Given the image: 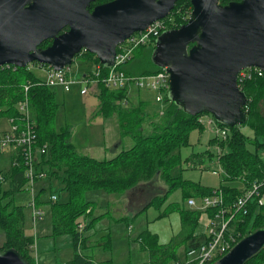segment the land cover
Wrapping results in <instances>:
<instances>
[{"label":"trees","instance_id":"16d2710c","mask_svg":"<svg viewBox=\"0 0 264 264\" xmlns=\"http://www.w3.org/2000/svg\"><path fill=\"white\" fill-rule=\"evenodd\" d=\"M104 1L107 0H97V3ZM221 3L227 2L221 0ZM191 9L190 0L175 2L171 10V14L176 16L175 27L188 20ZM50 43L51 39H47L40 44V47L44 48ZM137 48L148 55L149 65L138 67L139 59H135L132 54L131 58L121 67L125 73L152 74L161 69L151 58L155 40L151 44ZM84 53L94 63L99 62L94 54L88 51ZM129 62H132L128 66L130 68L126 66ZM29 65L41 66L37 62ZM29 65L0 67V116L19 115L15 105L23 97V86L29 82L27 96L34 121L36 145H46V151L38 156L36 169L44 171L50 183L55 184L56 192H60L64 197L60 199V194H56V200H50L52 234L69 233L71 235L74 246L72 262L87 263L90 261L87 256L76 252V243L81 236L76 228V219L86 214L87 209L93 207L91 201L84 199V194L89 189L100 188L108 194H121L150 183L154 175L159 173L168 188L161 195H155L148 204L159 207L170 190L177 188L181 190L186 199L190 196L203 197L211 194L213 189H219L223 192L224 202L228 203L238 197L251 181L263 177L264 142L260 138L264 139V73L261 76H253L239 85L247 97V102L242 108L246 115L244 124L227 126L216 120L209 112L190 115L171 100L163 114L158 115L159 120L150 119L152 132L149 134L142 132L147 101L138 98L136 105L123 108L117 100L127 96L126 90L109 89L98 83L96 95L99 105L96 114L106 118L116 114L121 133L130 135L134 143L111 158L96 159L79 153L75 149L69 141L70 131L67 126L59 130L54 128L53 123L59 107L55 98L54 86L39 83L41 78L32 75ZM106 70L107 67L102 65V71ZM204 114L210 115L216 125L229 129V136L225 141H218L214 137L210 139L211 143L220 144L222 149L219 162L224 173L217 187L203 186L184 179L177 174L176 170L180 167L179 163L182 160L179 154L180 148L189 145L191 132L193 130L204 131V125L200 121V117ZM244 126L250 128L253 132L252 136L241 129ZM208 151H204L202 155H207L211 159L215 153ZM194 156L197 155L194 154ZM188 159L191 158L184 160ZM24 167L22 157L19 153H15L10 167L7 170H0V176L3 177V180H0V230L4 237L0 250L14 248L29 264H36L32 256V243L35 240L32 235L25 233L24 206L14 204L12 198L15 192L25 189ZM236 181L241 183V187L234 184ZM5 182L8 184L7 188H3ZM43 190L44 187H40L35 197L38 205L43 204L38 199L39 193ZM169 205L168 211H179L180 231L164 244L158 243L155 234L143 230L138 235V240L141 247L148 250V260L144 264H170L172 261H177L180 257L176 254V250L181 244L185 243V249H187L197 245L203 238L202 233H194L200 210L180 208L177 203ZM164 212L162 214H165ZM261 226H264V206L258 207L255 201L249 202L247 213H238L231 224V228L239 232L238 240ZM103 264H110L109 260L103 261ZM245 264H264V247L250 257Z\"/></svg>","mask_w":264,"mask_h":264},{"label":"water","instance_id":"95a60500","mask_svg":"<svg viewBox=\"0 0 264 264\" xmlns=\"http://www.w3.org/2000/svg\"><path fill=\"white\" fill-rule=\"evenodd\" d=\"M0 0V67L37 62L58 70L84 48L111 66L116 46L166 17L177 0ZM188 20L162 32L152 61L169 73L170 98L186 113L209 112L227 126L246 121L237 73L264 71V0H191ZM64 28H66L64 30ZM51 39L42 48L40 44ZM264 247V226L242 236L213 264H245ZM0 264H29L14 248Z\"/></svg>","mask_w":264,"mask_h":264},{"label":"rangeland","instance_id":"374dc122","mask_svg":"<svg viewBox=\"0 0 264 264\" xmlns=\"http://www.w3.org/2000/svg\"><path fill=\"white\" fill-rule=\"evenodd\" d=\"M133 54L135 59H139L137 63L138 67L141 68L149 65L148 55L142 53L140 49H134ZM131 63L132 62H129L126 66L128 67ZM93 64V60L88 58V55L82 51L74 55L70 66L77 72L76 76H79L84 71L91 69ZM29 67L34 77H39L43 80L46 79V72L44 69L32 67L31 65H29ZM81 87H83L81 82L72 84L69 91H64L61 87L54 86L56 92L55 98L59 104L53 123L54 128L59 130L61 127L67 126L70 131L69 141L73 144L75 149H77L79 153L96 159L111 158L120 150L129 148L134 143L132 137L121 133L118 121L112 123V120H109L105 123L106 128L103 129L105 150L98 153L96 157L86 151L91 140L87 125L94 117L103 116L96 114L99 100L95 93V86H91L86 94L80 93ZM153 95L154 93L152 91L131 89L127 97L128 103L120 105L123 108L134 106L137 104L138 98L147 101L144 110L146 122L144 121L145 123L143 122L142 125L143 134L152 132L150 119L159 120L158 115H162L157 111L158 105L154 102ZM202 116L200 117V121L204 125V132L198 133V130L197 132H191L189 140L193 141L192 146L180 148L179 154L182 160L179 163L180 167L176 170L177 174L181 175L184 179L193 180L203 186L217 187L222 181L224 171L219 172L215 155H212L214 162L211 164V160H208V162H205L203 165L199 163L194 166L190 159L184 160L185 158H190V156H187L190 151L193 153H202L206 150H214V152H216L213 145L219 146L220 152H216L218 155L222 153L220 144L210 142V139L213 137L216 138V136H214L215 133L213 130L209 129V127H205L203 120L206 118ZM110 117H116V114ZM208 117H210V115H208L207 118ZM7 118L8 117L5 115L0 116V134L8 126ZM241 129L252 136L253 132L247 126ZM260 140L264 142L263 138H260ZM116 146H118L117 149H115ZM207 146H209V148H207ZM10 150L9 148L0 149V170H7L10 167ZM214 169L218 170V173H212ZM47 178L46 176L42 180H36L31 186L34 194L39 191L40 187H44V190L38 195L39 201L43 202V207L40 206L44 210V216L41 220L36 222L34 227L36 231H34L32 235L35 240L32 243V256L36 263L39 262V264H101V261L105 260H109L110 264H144L148 260V250L141 247L138 235L143 230H148L155 234L158 243L165 242L170 235L177 234L181 227L179 224V211H168L169 204L177 203L180 208L184 209H196L200 205L199 199H197L195 206L188 205L181 190L177 188L170 190L164 201L159 204V207H156V205L148 206L143 212L136 213L132 210L133 206H130L129 209L124 208L127 200L125 192L121 194H108L100 188L89 189L85 192L84 199L85 201H91L93 207L87 209L85 212L86 214L76 219L77 222L81 221L84 225L80 233V240L76 243V252L87 256L90 261L87 263H76L72 262L74 246L71 235L69 233L52 234L49 204L51 195L60 194V192H56L55 184H51L50 179ZM234 184L239 187L241 186L239 181L234 182ZM146 185L147 186H144V191H153L150 195L154 194V196L161 195L168 188V185L159 176V173L155 174L152 180H150V183H146ZM7 187L8 184L5 182L3 188ZM29 188L25 186L24 190L15 192L12 198L14 204L24 206L25 226L33 228L31 207L29 206V202L32 199V192ZM59 198L63 199L64 197L60 194ZM106 211L108 214L104 215L103 213ZM163 211H165V214H162ZM87 213L89 214L87 215ZM204 229L205 217L201 215L194 233H201ZM151 230H156L159 234ZM3 240V232L0 230V245ZM105 241H107V245L102 246ZM185 247L186 244L183 243L176 250V254L180 257L182 262L187 260Z\"/></svg>","mask_w":264,"mask_h":264},{"label":"built area","instance_id":"2783aa9c","mask_svg":"<svg viewBox=\"0 0 264 264\" xmlns=\"http://www.w3.org/2000/svg\"><path fill=\"white\" fill-rule=\"evenodd\" d=\"M175 19L176 16L169 12L166 17L153 21L140 31L133 32L124 41L117 44L112 65L106 66L107 70L105 72L102 71L103 64L100 62H95L91 69L84 71L79 76H76L77 72L73 70L70 64L58 70L47 64H41L37 68L45 70L46 79H40L38 82L45 83L48 86L61 87L64 91H69L71 85L75 82H81L83 85L80 88L81 94H86L91 86L97 87L98 83L109 89H125L127 96L117 100L119 105L128 103L127 97L131 89L152 91L154 93L153 100L158 105L157 111L159 114H163L165 107L171 101L169 73L166 69L162 67L152 74L132 75L125 73L121 67L131 58L134 49L153 43L162 32L175 28ZM81 51L85 52L87 50L83 48ZM263 73L264 71L257 67L241 69L237 73L238 86L243 81L253 76H261ZM28 87L29 82L23 86V97L15 105L19 115L8 117V128L0 134V149L13 148L15 153H19V156L22 157L25 165L23 173L26 178L25 186L26 188L30 187L29 189L32 192V199L29 202L31 217L33 223H36L43 218L44 210L37 205L36 195L31 186L36 180H42L46 177L44 171L36 169L38 156L46 151V145H36L34 121L29 109L27 96ZM203 123L205 127H209V129L214 131V136H216L218 141H225L228 138L229 129L216 125L211 117L203 120ZM213 148L217 153L220 152L219 146L213 145ZM216 152L214 153L218 170L223 172L219 162L220 154L218 155ZM13 164H15V161H13ZM218 170L214 169L212 172L218 173ZM0 180H3L2 176H0ZM197 199H199L200 203L199 207L196 208L200 210L199 218L201 215L205 217V229L201 232L203 238L197 245L186 249V261L182 262L179 259L172 261L170 264H213L231 249L239 237V232L231 228V224L238 213H247V207L251 201H255L258 207L264 206V162L263 177L251 181L233 201L225 203L223 192L219 189H213L211 194L203 197H189L187 204L195 206ZM51 200H56L55 194L51 195ZM83 227V223L78 221L76 228L80 233Z\"/></svg>","mask_w":264,"mask_h":264},{"label":"crops","instance_id":"0c3cea01","mask_svg":"<svg viewBox=\"0 0 264 264\" xmlns=\"http://www.w3.org/2000/svg\"><path fill=\"white\" fill-rule=\"evenodd\" d=\"M95 88V93L97 94L96 90L98 91L97 87H94ZM141 91V90H139ZM208 115H203L202 117L204 118H207ZM8 119V118H7ZM109 120H112L111 122H117V117H94L87 125V129L90 131V135H91V140H90V144L89 146L86 148V151H88L89 154H91L92 156L96 157V155L102 151L105 150V143H104V138H103V129L106 128L105 126V123L108 122ZM114 123V124H115ZM8 128V126H7ZM5 128V130L7 129ZM3 130V131H5ZM243 130V129H242ZM2 131V132H3ZM194 132H197V130H193ZM204 132V131H203ZM245 132V131H244ZM198 133H201V132H198ZM247 133V132H245ZM248 134V133H247ZM249 135V134H248ZM251 136V135H249ZM189 145L188 146H192V143L193 141L192 140H189ZM118 143V142H117ZM101 146V147H99ZM118 146L115 147V149H117ZM207 148H209V146H207ZM11 149L10 150V156H11V160L13 159L14 155H15V151L13 148H9ZM203 153V152H202ZM202 153H193V152H188V155L187 156H190V161L193 163L194 166L198 165L200 163V165H203L205 162H208V160L210 161V164L213 163V157L211 156V159L209 156L207 155H202ZM197 155V156H194ZM215 159V158H214ZM190 163V162H189ZM213 173V172H212ZM193 181V180H191ZM194 182V181H193ZM149 184V183H148ZM202 185V184H201ZM144 186H147L146 184L144 185H140V187H136L134 189H131L130 191H127L125 192L126 193V196H127V200H126V203L124 205V208L125 209H129L130 206H133L132 207V210L135 211L136 213H140V212H143L148 206H152L151 204H148L149 201L151 199H153L154 197V194L150 195L151 193H153V191H150L148 190L147 192L144 191ZM151 186V185H150ZM149 186V187H150ZM241 187V186H240ZM38 193V192H37ZM37 193L35 195H37ZM53 195V194H52ZM56 195V194H55ZM190 197H193V196H190ZM188 199V198H187ZM187 199H186V202H187ZM54 201V200H53ZM145 201V202H144ZM37 202V201H36ZM130 203V205H129ZM148 204V205H147ZM38 205V204H37ZM42 206L43 204H39L38 206ZM43 207V206H42ZM108 212L106 211L104 213V215H107ZM33 222V221H32ZM35 224L36 223H33V228H30L28 226H25L26 227V230H25V233L27 235H33L34 231H36V229L34 228L35 227ZM179 224H180V215H179ZM181 225V224H180ZM179 225V227H180ZM130 227V226H129ZM181 228V227H180ZM152 232L156 233V234H159L157 233L156 230H151ZM176 234V233H175ZM174 234V235H175ZM173 234L170 235L165 242H161V243H167L173 236ZM158 236V235H157ZM107 241H105L102 246H106ZM106 261V260H105ZM36 262V261H35ZM103 264V261H101ZM36 264H39L36 263Z\"/></svg>","mask_w":264,"mask_h":264},{"label":"flooded vegetation","instance_id":"af4514ba","mask_svg":"<svg viewBox=\"0 0 264 264\" xmlns=\"http://www.w3.org/2000/svg\"><path fill=\"white\" fill-rule=\"evenodd\" d=\"M108 1H111V0H107V1H104V2H100V3H97V0H94V1H92L91 3H90V5H89V9L90 10H92V8L94 7V6H96V5H98V4H102V3H105V2H108ZM191 1V0H190ZM230 1H235V0H226V2L228 3V2H230ZM218 3H220V4H222L221 3V0H218ZM92 4H95V5H92ZM224 4H226V3H223V5ZM92 5V6H91ZM174 5H175V3H174ZM91 6V7H90ZM171 12V11H170Z\"/></svg>","mask_w":264,"mask_h":264}]
</instances>
